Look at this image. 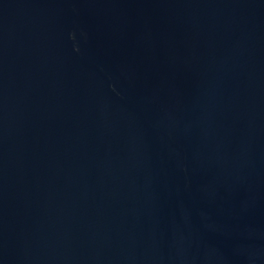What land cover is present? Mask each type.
I'll return each mask as SVG.
<instances>
[{"label": "water", "instance_id": "95a60500", "mask_svg": "<svg viewBox=\"0 0 264 264\" xmlns=\"http://www.w3.org/2000/svg\"><path fill=\"white\" fill-rule=\"evenodd\" d=\"M0 264H264V0H0Z\"/></svg>", "mask_w": 264, "mask_h": 264}]
</instances>
